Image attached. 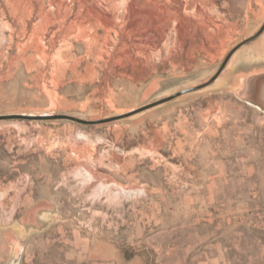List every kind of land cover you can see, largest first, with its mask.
Segmentation results:
<instances>
[{
  "label": "rangeland",
  "instance_id": "obj_1",
  "mask_svg": "<svg viewBox=\"0 0 264 264\" xmlns=\"http://www.w3.org/2000/svg\"><path fill=\"white\" fill-rule=\"evenodd\" d=\"M14 2L0 0V264H264V214L213 216L217 170L204 153L234 123L255 125L242 142L258 161L217 155L216 196L264 209V113L233 92L240 74L264 68V29L253 38L264 0L199 3L182 48L172 24L168 48L125 76L63 71L61 41L45 64L19 61ZM58 115L95 123L25 118Z\"/></svg>",
  "mask_w": 264,
  "mask_h": 264
},
{
  "label": "bare ground",
  "instance_id": "obj_2",
  "mask_svg": "<svg viewBox=\"0 0 264 264\" xmlns=\"http://www.w3.org/2000/svg\"><path fill=\"white\" fill-rule=\"evenodd\" d=\"M204 1L15 0L10 15L16 27L9 30L21 41L17 44V59L30 67H36L38 62L45 64L48 47L52 49L61 41L58 54L63 71L74 72L83 66L87 72L104 70L125 76L143 72L161 47L168 48L170 35L165 31L172 24L177 25L173 30L174 44L182 48L189 19L186 11L193 9L201 17L198 4ZM35 18L37 23L29 27L28 22ZM80 45L85 57H77ZM27 52L31 54L26 57Z\"/></svg>",
  "mask_w": 264,
  "mask_h": 264
},
{
  "label": "crops",
  "instance_id": "obj_3",
  "mask_svg": "<svg viewBox=\"0 0 264 264\" xmlns=\"http://www.w3.org/2000/svg\"><path fill=\"white\" fill-rule=\"evenodd\" d=\"M254 129L255 125L250 123H245L243 126H241V124L234 123L230 128L227 129V132L223 134V145H210L207 147V151L204 147V153L213 155V166L214 169L217 170L216 177L213 178L211 182H209V187L211 186L213 189H209V191H207V196H209L208 202L210 204L213 203V210L215 211L213 216L223 218L222 221L228 220L229 223H232L233 219L240 220L249 216L257 220L259 215L262 213L264 214L263 208L261 210L258 209V199H254L252 201L253 204H251V206H247L241 204V199L237 198V194L232 196H224L222 200H219L216 196L220 193L219 189H216V187L219 186V178L224 177L222 175L223 171L221 172L218 166L220 167L221 165L226 164V162L224 163V161L219 159L217 155L243 154L245 155V159L250 162L258 161L260 154L259 148L253 147L252 141L246 144H243L242 142L243 135H247L248 139L253 137L252 133L254 132ZM228 161L235 162L237 161V158L231 157L228 159ZM228 178H230V181L233 184V178L231 176ZM231 192H234V190ZM204 193L205 191H203V194ZM192 198L193 197H191V200ZM250 200L252 199L250 198ZM215 203H219V206ZM220 204L222 205L220 206Z\"/></svg>",
  "mask_w": 264,
  "mask_h": 264
},
{
  "label": "water",
  "instance_id": "obj_4",
  "mask_svg": "<svg viewBox=\"0 0 264 264\" xmlns=\"http://www.w3.org/2000/svg\"><path fill=\"white\" fill-rule=\"evenodd\" d=\"M263 29H264V25L261 28V30L258 32V34L255 35L253 38L257 37L263 31ZM250 40L251 39L241 43L231 52V54H233L239 47H241L244 43H247ZM223 67L224 66L220 68V70L212 80L218 77L219 73L223 70ZM234 82L235 83L233 85L234 86L233 92L236 98L244 103L256 107L257 109H259L261 112L264 113V68L255 69L250 72L240 74L239 77H237ZM7 118L8 117H0V119H7ZM25 118L26 119L28 118L64 119L86 125H92L95 123V122L83 121L65 115H58L53 117H25Z\"/></svg>",
  "mask_w": 264,
  "mask_h": 264
},
{
  "label": "flooded vegetation",
  "instance_id": "obj_5",
  "mask_svg": "<svg viewBox=\"0 0 264 264\" xmlns=\"http://www.w3.org/2000/svg\"><path fill=\"white\" fill-rule=\"evenodd\" d=\"M228 59H229V57H228ZM228 59H227V60H228ZM225 62H226V61H225ZM225 62H224V64H225Z\"/></svg>",
  "mask_w": 264,
  "mask_h": 264
}]
</instances>
